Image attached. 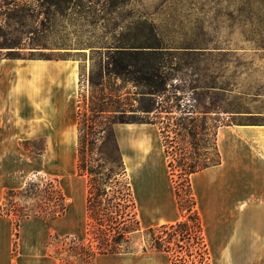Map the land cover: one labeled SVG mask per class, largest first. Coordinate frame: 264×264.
Returning a JSON list of instances; mask_svg holds the SVG:
<instances>
[{"label": "rangeland", "instance_id": "1", "mask_svg": "<svg viewBox=\"0 0 264 264\" xmlns=\"http://www.w3.org/2000/svg\"><path fill=\"white\" fill-rule=\"evenodd\" d=\"M137 23L153 27L155 38L175 54L167 64L174 75L169 82L172 87H168L180 100L174 102L176 106L170 102L171 113L163 112L154 126L166 151V166L171 164V168L167 167L168 176L173 187L174 183L180 184L181 199L188 207L186 179L179 177L178 165L184 163L187 167L194 163L201 167L214 162L216 133L221 126H264V0H72L70 5L63 0H0V56L75 58L80 71L77 104L80 101L88 111L90 103L97 102L89 76L93 65L104 64L105 50L101 47L119 38H152L150 31L137 28ZM191 45H196L197 49L190 51L195 53H175ZM98 49L101 52L96 54ZM103 84L105 95L111 93V100L119 98L127 111L137 106L138 93L143 91L130 81L111 75L104 77ZM181 115L183 124H177L176 118ZM146 117L155 119L153 112ZM118 124L121 123L110 127L124 164L115 132ZM106 135L101 133L92 155L96 169L105 164L102 180L108 171L115 176L118 172L112 147L102 145ZM28 146L39 156L45 151L43 140L37 139ZM53 158L46 171H36L28 183H35L38 191L44 190L48 182L56 183L66 199H81L76 193L71 195L77 181L75 173L69 175V165L60 167ZM124 168L131 184L129 175L132 176L133 168H126L125 164ZM144 186L138 188L140 197ZM8 199L6 209L15 203L30 212L29 217H37L32 215L37 210L33 196L13 195ZM182 215L185 219L188 216ZM40 218L49 221L53 257H68L69 249L76 244L87 246L86 216L81 215L78 206L71 209L69 200L63 218ZM146 239L149 237L143 234L134 238L130 248L141 252ZM72 259L70 263L78 264ZM195 264H199L198 258Z\"/></svg>", "mask_w": 264, "mask_h": 264}, {"label": "crops", "instance_id": "2", "mask_svg": "<svg viewBox=\"0 0 264 264\" xmlns=\"http://www.w3.org/2000/svg\"><path fill=\"white\" fill-rule=\"evenodd\" d=\"M79 72L75 58L0 56V206L7 191L23 189L53 157L76 175ZM157 131L151 124H118L115 130L125 167L134 170L130 179L139 190L153 182L162 188L155 199L134 196L145 229L182 220ZM37 139L45 145L41 156L28 146ZM215 145L219 164L189 178L209 264H264V126H221ZM76 177L71 195L81 199H66V210L69 200L86 216V179ZM48 222L21 219L13 253L15 219L0 215V264H61L52 256ZM94 264L171 262L166 253L138 251L97 256Z\"/></svg>", "mask_w": 264, "mask_h": 264}, {"label": "trees", "instance_id": "3", "mask_svg": "<svg viewBox=\"0 0 264 264\" xmlns=\"http://www.w3.org/2000/svg\"><path fill=\"white\" fill-rule=\"evenodd\" d=\"M71 2L72 0H63L66 5H70ZM49 4L53 6L54 3L51 1ZM136 25L137 28L149 30L152 38L146 37L141 40L138 38L130 40L119 38L114 39L107 47H101L105 50L104 64L93 65L89 76V86L94 90V99L97 102L90 103L88 111L83 105L81 106L80 101L77 104L76 175L86 179L85 234L87 246L76 244L69 249L71 254H68V257L55 256L61 264H73V262H69L70 258H73L72 260L78 264H94L97 256L135 252L130 248L133 239L142 234L149 237L148 240H144L146 244L141 248L142 252L166 253L170 255L171 264H195V258H198L199 264H209V256L203 240L199 216L195 210V200L189 178L191 174L219 164L218 151L217 159L204 166L200 167L194 163H190L187 167H184V163L178 165L181 169L179 177L184 176L186 179V196L190 202L189 206L185 207L183 199H181L180 184L174 183V192L181 215L182 213L188 215L186 219L182 215V220L175 224L143 230L137 218L132 186L127 178L126 169L110 125L114 123L155 125L161 119L163 112L165 114L171 113L169 110L172 109L173 105L170 106L169 103L177 102L180 98L175 91L169 90V87H172V85L169 86V82L174 75L172 74L173 69L168 68L167 64L175 54L170 52V47H165L160 40L155 38L157 34H155L153 27L145 23H137ZM194 46L196 45L186 47L184 48L186 50L182 52H174L184 53L183 55L188 56L189 53H195L190 52L197 49ZM94 52L98 54L101 49ZM8 58H21V56ZM109 75L124 82L130 81L135 87L143 89L142 92L138 93L136 107H130L127 111L121 107L118 97L116 100H111V93L105 95L103 79ZM174 106H176L175 103ZM131 112L138 114H129ZM152 112L154 113V120L146 117ZM182 116L176 118L177 124H183ZM183 129H186L184 125ZM103 132L107 135L102 145L109 144L112 147L114 154H116L118 172L116 177L112 175L111 171H108V174L103 175L105 179L102 180L101 170H104L105 164L98 166L99 170L96 169L92 164V155L96 141L101 138L100 135ZM24 146L27 148L26 145ZM164 152L166 153L165 150ZM179 162H183V160L180 159ZM167 167L171 168V164L168 163ZM112 176L114 178H111ZM112 179L113 181H111ZM13 195L23 198L33 196L34 199L31 200L37 210L32 211V215L45 218L63 217L66 210V198L58 185L52 182H48L42 191L37 190L35 183H28L21 190H10L6 193L5 203L0 206V215L12 214L15 217L13 244V253H15L19 221L23 218H29L31 214L25 211L24 207L15 203L8 204L6 209L7 203H9L8 198ZM193 229L195 230L194 233Z\"/></svg>", "mask_w": 264, "mask_h": 264}, {"label": "bare ground", "instance_id": "4", "mask_svg": "<svg viewBox=\"0 0 264 264\" xmlns=\"http://www.w3.org/2000/svg\"><path fill=\"white\" fill-rule=\"evenodd\" d=\"M131 180H132L131 184L133 187L134 196L137 197L138 196V185L133 178H131ZM161 192L162 191L160 190L159 185L156 182H153V184H148L144 186L143 197L145 194L150 193L151 195L149 196V199H155L154 197L155 193L160 194Z\"/></svg>", "mask_w": 264, "mask_h": 264}]
</instances>
